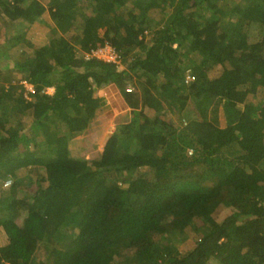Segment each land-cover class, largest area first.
<instances>
[{
  "label": "trees",
  "instance_id": "obj_1",
  "mask_svg": "<svg viewBox=\"0 0 264 264\" xmlns=\"http://www.w3.org/2000/svg\"><path fill=\"white\" fill-rule=\"evenodd\" d=\"M0 31V264H264V0H0ZM110 83L128 120L70 156Z\"/></svg>",
  "mask_w": 264,
  "mask_h": 264
},
{
  "label": "rangeland",
  "instance_id": "obj_2",
  "mask_svg": "<svg viewBox=\"0 0 264 264\" xmlns=\"http://www.w3.org/2000/svg\"><path fill=\"white\" fill-rule=\"evenodd\" d=\"M44 23H37L36 25H31L28 28L22 27V31L25 37L35 45L44 44L49 36V26L46 25V20L52 25L49 17L44 15ZM3 31V29L1 30ZM0 31V34H1ZM4 62L1 63L3 65ZM0 65V66H1ZM123 66V65H122ZM121 67V66H120ZM220 72L219 67H214L211 70V76L217 75ZM112 84V83H110ZM106 86V85H105ZM102 86L97 89L95 94H99V91L105 87ZM113 86L116 99L113 100V106L109 105L106 108L99 107L95 117L91 120L89 126L80 134L73 137L68 142L69 155L76 158L92 159L99 155L102 150L104 140L113 133L115 126L118 123L128 120L129 118V108L126 106L123 98L119 92ZM54 91V90H53ZM52 93V90H49ZM100 94H103L101 91ZM264 97L261 95H255L251 97L250 101L257 102L263 100ZM209 119L214 120L217 124L222 125L223 115L221 112V103L219 100H215L209 109ZM5 181V180H4ZM9 186H4V182L0 185V193L7 191ZM36 185L32 184L31 189H35ZM232 212L231 207L221 205L213 213V216L219 220L223 218L226 214ZM6 243V236L0 229V245ZM186 249V244L182 243L180 245V250ZM208 264H217L215 260H210Z\"/></svg>",
  "mask_w": 264,
  "mask_h": 264
},
{
  "label": "built area",
  "instance_id": "obj_3",
  "mask_svg": "<svg viewBox=\"0 0 264 264\" xmlns=\"http://www.w3.org/2000/svg\"><path fill=\"white\" fill-rule=\"evenodd\" d=\"M85 59L96 58L102 61L110 62L115 64L117 67L122 66L121 56L115 50V48L108 42H103L97 46H90L88 50L82 52ZM191 79V74L187 71L185 74V82H188ZM20 83L24 88V95L29 98L30 94L34 92V86L27 82L26 80H21ZM49 90H53V87H47L46 92L49 93ZM127 91L132 90V87H127ZM51 94V93H49ZM11 184V178L7 177L4 181V186H9Z\"/></svg>",
  "mask_w": 264,
  "mask_h": 264
},
{
  "label": "crops",
  "instance_id": "obj_4",
  "mask_svg": "<svg viewBox=\"0 0 264 264\" xmlns=\"http://www.w3.org/2000/svg\"><path fill=\"white\" fill-rule=\"evenodd\" d=\"M113 86L114 84H108L106 85L105 87H103L100 91H99V94L98 96L100 97L101 99V104H100V107L101 108H106L108 105L110 107L113 106V100L116 99V96H115V92H114V89H113ZM115 89L117 90V87H115ZM103 92V94H100V92ZM118 91V90H117ZM98 92V91H97ZM124 101V100H123Z\"/></svg>",
  "mask_w": 264,
  "mask_h": 264
},
{
  "label": "clouds",
  "instance_id": "obj_5",
  "mask_svg": "<svg viewBox=\"0 0 264 264\" xmlns=\"http://www.w3.org/2000/svg\"><path fill=\"white\" fill-rule=\"evenodd\" d=\"M51 87V86H50Z\"/></svg>",
  "mask_w": 264,
  "mask_h": 264
}]
</instances>
